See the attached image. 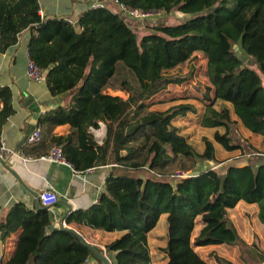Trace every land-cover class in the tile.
<instances>
[{"label":"trees","instance_id":"1","mask_svg":"<svg viewBox=\"0 0 264 264\" xmlns=\"http://www.w3.org/2000/svg\"><path fill=\"white\" fill-rule=\"evenodd\" d=\"M116 2L143 12L176 10L184 18L151 24L139 37L131 20L109 6L90 7L74 23L65 17H43L39 0H0V52L16 44L22 31L30 30L29 58L46 72L50 93L71 94L68 104L46 111L39 125L71 126L69 133L53 135L51 143L62 148L65 160L76 171L110 166L98 201L69 213L66 223L121 231L120 237L105 245L112 264H154L149 237L164 213L167 264H212L194 248L210 244L238 246L245 264H264V250L256 249L259 243H248L229 216V209L243 200L258 205V218L264 224V0ZM235 46L249 56L245 63L236 55ZM198 51L207 56L210 81L201 98L204 108L198 111L188 101L151 108L148 101L154 96L194 77L193 66L185 75L168 71ZM119 61L139 82L135 86L123 79L121 89L127 98L105 91ZM248 63H256L259 72ZM0 100L1 144L2 128L15 113L9 86L0 85ZM189 113L197 115L204 129L215 128L214 140L207 133L202 146H195L176 122ZM99 120L106 125L102 144L91 130L100 127ZM241 127L260 136L259 143L241 135ZM237 131L240 134L235 135ZM214 141L232 154L239 152L240 157L218 160L222 150ZM180 155L196 162H224V167H193L191 171H201L196 176L165 175L164 170ZM141 170L155 176H139ZM50 209L42 202L31 208L23 201L10 208L0 222L2 237L21 232L14 254L1 264L101 262L70 231L48 232ZM198 218L202 228L192 241Z\"/></svg>","mask_w":264,"mask_h":264},{"label":"crops","instance_id":"2","mask_svg":"<svg viewBox=\"0 0 264 264\" xmlns=\"http://www.w3.org/2000/svg\"><path fill=\"white\" fill-rule=\"evenodd\" d=\"M39 3L40 13L43 17H65L74 23H77L80 15L90 7L105 5L115 11L119 10L116 0H39ZM130 20L132 22L134 19ZM30 37L31 31L26 29L19 34L16 44L6 51L0 52V85L9 86L12 89L15 108V113L8 118L2 128L1 142L17 153L10 154L6 158L0 157V222L10 208L19 201H23L31 208L37 207V195L40 196L51 184L60 194L58 203L51 206L50 209L52 225L48 232H51L60 228V219L68 210L61 203L62 201L70 203L73 206L72 211L88 209L98 201L105 191L110 166L95 167L83 173L76 171L66 160L62 162L42 158L48 155L54 146L51 143V137L69 133L71 131L69 124L42 126L41 140L37 142L28 140L30 133L39 124L46 111L61 104H68L71 99V94L53 96L50 93L44 71V78L41 81L28 78ZM105 126L100 129L104 136ZM246 203L248 202L241 200L232 209L238 213L239 209L245 210V207L248 206V210L258 216V205ZM232 217L230 218L239 234L249 243V239ZM198 221L192 234V241L195 240L202 228L200 218ZM66 226L76 229L90 243L103 248V250L108 242L117 238L116 232L68 225L67 223ZM20 232L21 229L6 238H3L0 232V264L8 261L14 254ZM194 248L200 256L212 264H228V262L245 264L241 259V251L238 246L210 244L194 246ZM105 252L107 254L106 250H104ZM88 264L102 263L90 259ZM154 264L157 263L154 262Z\"/></svg>","mask_w":264,"mask_h":264},{"label":"rangeland","instance_id":"3","mask_svg":"<svg viewBox=\"0 0 264 264\" xmlns=\"http://www.w3.org/2000/svg\"><path fill=\"white\" fill-rule=\"evenodd\" d=\"M183 18L184 15L182 13L173 10L169 13L154 12L147 18H137L132 20V22L130 23L137 32L138 36L141 37L146 30H150L151 24L176 23ZM248 64L254 70L259 72V67L256 63ZM192 66L195 67L194 77L189 80H185L180 85L172 84L168 87L167 90H164L160 94L154 96L151 100L148 101V103H151V108L165 109L167 107H170L172 103H180L186 101L195 103L198 111H200L201 108H204L203 101L201 100V98L204 96L203 90L210 83L207 72V56L205 55V53L201 51L196 52L191 60L184 62L183 64L179 65L174 69H170L168 72L185 75L189 72ZM123 79H128L135 86L139 85L135 73L129 67H127L123 61H119L116 65V72L110 79L108 86L105 88V91L127 98L128 93L121 89ZM176 122L182 126L184 132L189 133L191 137L190 139L194 142L195 146L197 147L202 146V139L207 133L208 135H211V139L214 140L212 134L214 133L215 128L206 127L204 129V127L199 124L197 115L194 113H189L186 116H182L178 118ZM239 130L241 135L246 137L250 136L249 139L251 143L255 145L259 143L260 136L250 135L242 127ZM240 133L239 131H237L235 135H238ZM214 144L217 149L222 150V154H218V160L222 157L225 158L230 155L234 156V158L240 157L239 152L236 151L232 154V152L224 150L223 147L216 141H214ZM212 166L216 167L218 170H222L224 167V162L220 163L219 161L208 160H198V162H196L193 158L180 155L174 157L172 164L164 170V174L171 175V177L176 176L177 178V176H180L182 174H188L193 167L197 169H206ZM138 175L148 178L154 177L155 173L153 174L149 171L141 170ZM229 216H233L232 218L235 220L234 222L238 224L242 232L249 239V243L257 242L259 243V247L256 246V249L264 250V224L259 220L257 215H254L253 211L251 212V210H248V206L245 207V210L239 209L238 213H235L233 209H229ZM153 230L154 233H152ZM152 231L149 237V242L153 259H155L154 262H156L157 264H167V255L164 251V247L167 246L168 242V219L166 213L161 214L159 216L156 226L152 229ZM116 233L117 237H120L122 235L121 231H117ZM248 259L252 263L253 259H251L250 256H248Z\"/></svg>","mask_w":264,"mask_h":264},{"label":"built area","instance_id":"4","mask_svg":"<svg viewBox=\"0 0 264 264\" xmlns=\"http://www.w3.org/2000/svg\"><path fill=\"white\" fill-rule=\"evenodd\" d=\"M119 10L124 13V15L130 20V19H137V18H147L148 16L152 15L154 12H143L139 9H129L123 4L119 5ZM27 76L29 79L34 81H41L43 80V71L40 70L31 60L29 62ZM3 107V103L0 100V109ZM100 127H92L91 130L94 132L96 140L102 144L105 136L101 133L100 129H102L105 124L103 121L99 120ZM106 127V126H105ZM106 134V133H105ZM42 138V126L37 125L34 130L30 133L28 140L30 142H37L41 140ZM17 154L13 149L5 146L4 144H0V157L6 158L8 155ZM44 159L49 160H57L65 162V158L63 156L62 148L59 146H52L50 152L48 155L43 156ZM25 161H27L26 158L23 157ZM182 176V175H180ZM60 199V194L56 191V189L49 184L48 188L40 195V201L42 204L46 206H53L56 203H58ZM106 250V248H104ZM106 253V252H105Z\"/></svg>","mask_w":264,"mask_h":264},{"label":"water","instance_id":"5","mask_svg":"<svg viewBox=\"0 0 264 264\" xmlns=\"http://www.w3.org/2000/svg\"><path fill=\"white\" fill-rule=\"evenodd\" d=\"M235 47H236V55L241 59V61L243 63H245L249 59V56L242 54L241 51L239 50V47L238 46H235ZM214 168H216V167H214ZM200 173H201L200 170H194V171H191L188 174H186V176H196V175H199ZM61 203H63L68 208V210H67V212L60 219V229L66 230V231H70L71 233H73L74 235H76L80 239V241L93 253V255L101 261L102 264H112V261L108 258V256H107L106 253L100 252L97 249L96 245L90 243L76 229H74L72 227L66 226L67 216H68L69 213L72 212L73 206L70 203H67V202H63L62 201ZM36 204L38 206L40 204V196L39 195H37V202H36Z\"/></svg>","mask_w":264,"mask_h":264}]
</instances>
